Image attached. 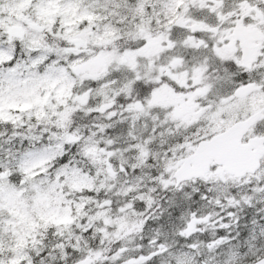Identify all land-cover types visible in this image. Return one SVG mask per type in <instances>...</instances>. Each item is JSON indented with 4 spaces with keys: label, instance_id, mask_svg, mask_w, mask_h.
<instances>
[{
    "label": "snow or ice",
    "instance_id": "1",
    "mask_svg": "<svg viewBox=\"0 0 264 264\" xmlns=\"http://www.w3.org/2000/svg\"><path fill=\"white\" fill-rule=\"evenodd\" d=\"M0 264H264V0H0Z\"/></svg>",
    "mask_w": 264,
    "mask_h": 264
}]
</instances>
